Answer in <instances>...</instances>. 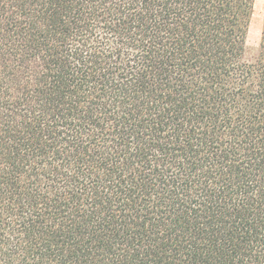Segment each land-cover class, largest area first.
<instances>
[{"label":"trees","instance_id":"16d2710c","mask_svg":"<svg viewBox=\"0 0 264 264\" xmlns=\"http://www.w3.org/2000/svg\"><path fill=\"white\" fill-rule=\"evenodd\" d=\"M255 0H0V264H264Z\"/></svg>","mask_w":264,"mask_h":264},{"label":"rangeland","instance_id":"374dc122","mask_svg":"<svg viewBox=\"0 0 264 264\" xmlns=\"http://www.w3.org/2000/svg\"><path fill=\"white\" fill-rule=\"evenodd\" d=\"M264 21V0H255L254 9L250 24L248 27V34L246 39L247 58L252 59L255 54L260 40V34Z\"/></svg>","mask_w":264,"mask_h":264}]
</instances>
